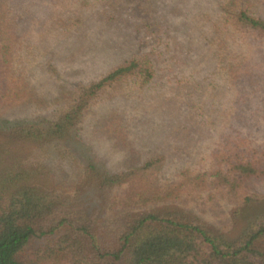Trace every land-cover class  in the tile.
I'll list each match as a JSON object with an SVG mask.
<instances>
[{"label":"rangeland","instance_id":"rangeland-1","mask_svg":"<svg viewBox=\"0 0 264 264\" xmlns=\"http://www.w3.org/2000/svg\"><path fill=\"white\" fill-rule=\"evenodd\" d=\"M229 1L0 0V158L9 163L4 151H22L45 168L64 205L91 203L88 225L105 249L118 246L132 211H182L234 235L264 214V37L229 25ZM234 2L264 21V0ZM138 56L151 61L152 79L104 89L70 137L37 147L7 139L15 124L55 120L79 87ZM236 137L259 157L263 174L243 182L247 194L261 195L257 202L232 200L207 178L212 153ZM147 162L149 182L171 192L151 209L126 205V187L92 186L95 171ZM56 235L31 239L21 258L52 252Z\"/></svg>","mask_w":264,"mask_h":264},{"label":"trees","instance_id":"trees-1","mask_svg":"<svg viewBox=\"0 0 264 264\" xmlns=\"http://www.w3.org/2000/svg\"><path fill=\"white\" fill-rule=\"evenodd\" d=\"M244 9L230 0L222 12L232 28L264 37V21ZM153 69L146 56L131 58L99 80L79 87L72 104L55 120L15 124L6 131V137L12 144L27 147L70 137L100 92L125 79L147 83ZM248 148L249 143L242 138L226 139L212 153L207 173L212 183L225 188L230 199L240 203L261 199V195L247 194L244 189L245 179L263 174L259 157L253 155V148L248 154ZM6 152L11 155L10 162L0 158V264H47V260L51 264H264V214H256L233 235L232 230L218 231L182 211H132L118 234V246L105 249L88 225L91 203L86 208L84 203L69 208L64 205L66 199L55 192V184L52 186L43 166L27 160L22 151ZM153 164L147 162L121 173L95 171L92 186L126 187L130 189L126 205L151 209L171 195L149 182L146 171ZM63 226L68 229L56 235ZM53 234L56 241L52 252L37 255L32 261L21 258L31 239Z\"/></svg>","mask_w":264,"mask_h":264}]
</instances>
